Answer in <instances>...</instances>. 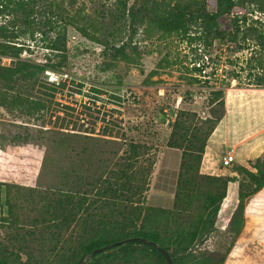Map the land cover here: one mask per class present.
<instances>
[{"label": "rangeland", "instance_id": "1", "mask_svg": "<svg viewBox=\"0 0 264 264\" xmlns=\"http://www.w3.org/2000/svg\"><path fill=\"white\" fill-rule=\"evenodd\" d=\"M106 2L78 0L77 7L92 19ZM206 2L209 10H215V0ZM41 8L39 2L37 16ZM246 11L249 21H264L254 3ZM11 20L12 16L1 14L0 26ZM108 21L107 17L96 22L101 31L96 34L99 43L69 31L66 48L71 54L64 72L59 73L66 78L54 85L53 97L46 87L19 83L22 94L44 102L42 111L27 115L16 106L0 107V183L10 189L16 212L28 217L25 225L37 217L39 193L43 196L48 189L51 196L50 189L58 190L63 182L67 188L85 190L86 182L125 166L141 178L142 191L131 207L174 211L175 222L190 223L199 211V197L209 187L193 172L194 177L198 175L196 187L201 195L196 190L190 206L175 211L185 145L175 147L169 141L180 116L188 135L200 122L221 118L206 141L199 174L233 177V169L222 166L223 156L229 153L244 167L264 157V89L250 85L254 82L246 65L254 52L251 46L239 49L218 41L189 42L183 36L160 35L149 26L133 37L125 49L126 60H114L102 55L103 42L113 43L103 34ZM220 25L230 30L231 17L222 18ZM127 35H121L116 45L127 42ZM17 43L23 45L20 59L46 63L48 51L39 37L33 41L20 38ZM9 58L12 66L17 59ZM42 79L47 83L44 75ZM31 189L36 193L29 197ZM26 197L33 202L26 204ZM222 203L213 233L195 242L188 252L196 258L211 257L212 262V257L217 260L224 255L223 264H264V191L251 204L246 202L250 211L244 214L238 236L230 224L234 203L228 195ZM4 227L0 225V246L16 252L9 242L15 233ZM38 245L30 242L23 252L17 251L21 260L30 256L37 264H58L55 252L42 251Z\"/></svg>", "mask_w": 264, "mask_h": 264}, {"label": "trees", "instance_id": "2", "mask_svg": "<svg viewBox=\"0 0 264 264\" xmlns=\"http://www.w3.org/2000/svg\"><path fill=\"white\" fill-rule=\"evenodd\" d=\"M77 1L0 0V15L12 16L10 22L0 26V55L17 59L12 66L0 67V107L16 106L27 115L42 111L44 102L22 94L17 89L19 83L46 87L53 97L57 87L44 84L42 77L46 70L64 72L71 54L66 48L69 31L74 30L81 37L99 43L101 40L96 38V34L101 31L97 29L96 22H103L107 17L110 21L103 34L111 37L113 43L109 46L108 41L103 42V56L126 60L125 49L133 37L140 28L149 26L160 35L183 36L189 42L207 44L218 41L220 44H235L239 49L251 46L254 52L246 65L247 75L254 82L250 85L264 89V21H249L246 11L254 3L257 12L264 16V0H215V10L208 9L206 0H107L105 4L101 3L100 10L92 19L77 7ZM39 2L43 12L37 16L35 7ZM224 17H231L228 31L220 25ZM124 34H128L127 42L117 46L118 39ZM37 37L48 51L46 63L20 59L23 45L17 46V41L20 38L33 41ZM214 94L222 96V92ZM220 105L223 106V103ZM220 119L215 116L214 119L204 120L188 135L180 116L170 136L169 145H185L174 203V209H178L175 211L186 210L196 190L198 196L201 195L196 185L198 175L197 178L209 187L207 192L202 193V198L199 197V211L187 225L174 221V211L131 207L142 191V186H138L141 178L135 177L137 173L125 166L108 170L99 178L97 176L94 182H86L85 190L67 188L63 182L58 190L50 189L51 196L47 194L48 189L43 196L39 193L37 217L27 221L30 225L23 223L28 218L23 211L16 212V203L10 201L8 186L0 183V225L15 233L9 242L19 252H23L30 242L39 244L40 250L55 252L58 264H79L85 255L89 258L81 264H167L164 256L146 243L126 242L112 246L116 242L140 237L164 249L173 264H223L224 255L217 260L212 257V262L211 257L196 258L188 251L195 242L213 233L227 195L234 203L230 224L238 236L244 227V214L250 211V202L264 191V157L254 163L249 162L247 167L238 166L236 161L228 166L222 165L233 169V177L199 174L206 141ZM133 150L135 155L136 148L133 147ZM195 171L198 175L194 177ZM34 192L28 190V196L32 197ZM29 197L24 198L26 204L33 202ZM248 201L250 204L247 205ZM65 234L69 237L65 238ZM104 247H107L105 252L93 253ZM17 251L0 246V263L37 264L30 256L22 261Z\"/></svg>", "mask_w": 264, "mask_h": 264}, {"label": "built area", "instance_id": "3", "mask_svg": "<svg viewBox=\"0 0 264 264\" xmlns=\"http://www.w3.org/2000/svg\"><path fill=\"white\" fill-rule=\"evenodd\" d=\"M11 62H12L11 58L0 56V67H8L10 66ZM43 75H44L46 82L52 85H59L60 81H64V79L66 78L65 75L56 73L51 70H46ZM235 161H236V158H235L234 153H229L228 155H225L222 158L223 166H228L232 162H235Z\"/></svg>", "mask_w": 264, "mask_h": 264}, {"label": "water", "instance_id": "4", "mask_svg": "<svg viewBox=\"0 0 264 264\" xmlns=\"http://www.w3.org/2000/svg\"><path fill=\"white\" fill-rule=\"evenodd\" d=\"M126 242H129V243H132V242H140V243H146V244H149L150 246L154 247L157 251H159L165 258L167 264H173L168 253L162 249L161 247H159L157 244H155L154 242L152 241H148L147 239L145 238H140V237H133V238H129L127 240H124V241H120V242H116L114 244H112V246L114 245H119V244H123V243H126ZM107 249V247H104V248H101V249H97V250H94V254L96 253H102V252H105ZM89 256L85 255L81 258L79 264H81L82 262L85 261V259H87ZM0 264H3V263H0Z\"/></svg>", "mask_w": 264, "mask_h": 264}]
</instances>
